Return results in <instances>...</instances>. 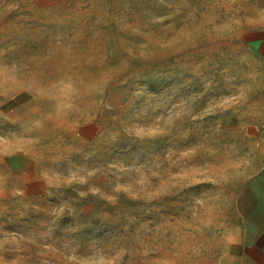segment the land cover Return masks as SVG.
<instances>
[{
    "label": "rangeland",
    "instance_id": "rangeland-1",
    "mask_svg": "<svg viewBox=\"0 0 264 264\" xmlns=\"http://www.w3.org/2000/svg\"><path fill=\"white\" fill-rule=\"evenodd\" d=\"M259 24L264 0H0V264H229Z\"/></svg>",
    "mask_w": 264,
    "mask_h": 264
},
{
    "label": "crops",
    "instance_id": "crops-1",
    "mask_svg": "<svg viewBox=\"0 0 264 264\" xmlns=\"http://www.w3.org/2000/svg\"><path fill=\"white\" fill-rule=\"evenodd\" d=\"M253 52L264 59V24L244 32ZM235 202L236 226L230 231L229 264H264V147Z\"/></svg>",
    "mask_w": 264,
    "mask_h": 264
}]
</instances>
